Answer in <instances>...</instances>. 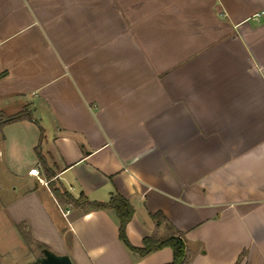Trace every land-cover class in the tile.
Wrapping results in <instances>:
<instances>
[{"label":"crops","instance_id":"obj_1","mask_svg":"<svg viewBox=\"0 0 264 264\" xmlns=\"http://www.w3.org/2000/svg\"><path fill=\"white\" fill-rule=\"evenodd\" d=\"M261 11L264 0H0V112L33 117L0 133V264H39L19 226L73 264L172 260L130 250L112 209L61 204L49 181L74 198L122 195L132 246L160 212L189 264H264Z\"/></svg>","mask_w":264,"mask_h":264},{"label":"trees","instance_id":"obj_2","mask_svg":"<svg viewBox=\"0 0 264 264\" xmlns=\"http://www.w3.org/2000/svg\"><path fill=\"white\" fill-rule=\"evenodd\" d=\"M3 113L0 112V133L5 125L21 121H32L33 117L31 112L27 108H23L18 113L3 117ZM38 146L35 147V150ZM48 179L51 178V174L47 173ZM49 188L55 197V199L61 203L71 207H82L85 210H103L112 209L118 219V237L120 241L130 250L137 252L140 256H145L148 253L160 250L162 248H170L172 251V260L164 264H189V257L186 251L185 238L182 232L175 229L166 218L160 213H154L151 218L155 221V229L152 234L142 239V246L135 247L130 244L126 236V226L131 220L134 210L132 205L127 199L117 192L111 194L110 198L106 202L90 201L84 195L80 194L78 198H74L66 190L61 187L55 186L52 181L48 182ZM164 226L166 233L164 235L158 234V227ZM19 231L24 242L30 246L35 245L42 256L47 247L41 243H33L30 234L22 226H19Z\"/></svg>","mask_w":264,"mask_h":264},{"label":"water","instance_id":"obj_3","mask_svg":"<svg viewBox=\"0 0 264 264\" xmlns=\"http://www.w3.org/2000/svg\"><path fill=\"white\" fill-rule=\"evenodd\" d=\"M39 264H73L67 255H57L49 250L43 252V256L38 259Z\"/></svg>","mask_w":264,"mask_h":264},{"label":"rangeland","instance_id":"obj_4","mask_svg":"<svg viewBox=\"0 0 264 264\" xmlns=\"http://www.w3.org/2000/svg\"><path fill=\"white\" fill-rule=\"evenodd\" d=\"M2 113H3V112H2ZM2 115H3V117L12 116V115H6V114H4V113H3ZM0 116H1V115H0ZM32 254H33V262H37L38 259H39L40 257H42L41 252H40L38 249H36V248L33 249Z\"/></svg>","mask_w":264,"mask_h":264},{"label":"built area","instance_id":"obj_5","mask_svg":"<svg viewBox=\"0 0 264 264\" xmlns=\"http://www.w3.org/2000/svg\"><path fill=\"white\" fill-rule=\"evenodd\" d=\"M261 14H264V11H261L260 13H256V14H254L253 17H254L255 19H258L259 16H260ZM29 173H30V174H35V175H37V171H36V169H31V170L29 171ZM66 212H67V211H64L63 214L66 215Z\"/></svg>","mask_w":264,"mask_h":264}]
</instances>
